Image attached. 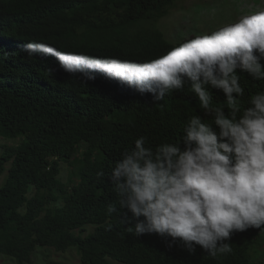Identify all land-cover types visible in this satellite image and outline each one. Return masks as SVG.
Returning a JSON list of instances; mask_svg holds the SVG:
<instances>
[{
	"label": "trees",
	"instance_id": "1",
	"mask_svg": "<svg viewBox=\"0 0 264 264\" xmlns=\"http://www.w3.org/2000/svg\"><path fill=\"white\" fill-rule=\"evenodd\" d=\"M176 1L0 0V137L19 139L0 153V177L7 172L0 187L1 255L29 264L35 250L50 248L73 249L79 264H264V226L234 232L225 241L232 253L212 258L200 246L189 254L181 246L168 248L157 234L129 232L132 213L119 209L109 176L137 138L146 137L153 151L182 141L194 115L219 131L215 113L202 108L189 80L155 101L99 72L85 83L54 57L22 51L36 41L62 52L143 63L187 40L169 41L156 25ZM236 73L245 90L240 116L251 97L264 92V79L239 68ZM206 87L210 108L229 116L222 90ZM60 164L69 170L66 183L58 179ZM110 203L117 213L107 212ZM88 227L93 231L82 234Z\"/></svg>",
	"mask_w": 264,
	"mask_h": 264
},
{
	"label": "clouds",
	"instance_id": "2",
	"mask_svg": "<svg viewBox=\"0 0 264 264\" xmlns=\"http://www.w3.org/2000/svg\"><path fill=\"white\" fill-rule=\"evenodd\" d=\"M22 51L30 57H54L64 72L85 83L96 80L93 73L99 72L151 93L155 101L181 89L187 79L202 108L215 113L218 132L194 115L182 141L160 144L153 151L141 136L115 164L109 180L119 209L130 211L135 220L129 232L157 234L168 248L181 246L189 254L200 246L216 258L232 253L225 241L234 232L264 226V92L254 94L251 106L237 116L238 98L245 90L236 73L239 68L254 79H264V8L188 38L143 63L62 52L36 41L25 43ZM207 85L225 94L229 116L219 107L210 108ZM107 212L117 213L118 207L110 203Z\"/></svg>",
	"mask_w": 264,
	"mask_h": 264
},
{
	"label": "rangeland",
	"instance_id": "3",
	"mask_svg": "<svg viewBox=\"0 0 264 264\" xmlns=\"http://www.w3.org/2000/svg\"><path fill=\"white\" fill-rule=\"evenodd\" d=\"M264 0H177L168 14L157 22V27L169 41H182L196 35L208 34L214 29L236 22L241 16L260 11ZM224 16V17H223ZM19 139L11 141L0 137V153L4 146L18 145ZM5 168H8L6 164ZM58 179L66 183L68 168L60 164ZM6 170L0 177V187L6 178ZM33 191H29V196ZM93 231L88 227L82 234ZM0 264H16L13 259L0 254ZM29 264H79L73 249L55 252L50 248L34 251Z\"/></svg>",
	"mask_w": 264,
	"mask_h": 264
}]
</instances>
